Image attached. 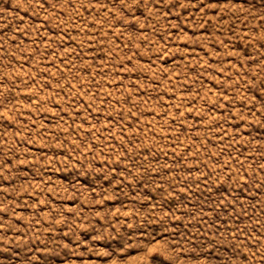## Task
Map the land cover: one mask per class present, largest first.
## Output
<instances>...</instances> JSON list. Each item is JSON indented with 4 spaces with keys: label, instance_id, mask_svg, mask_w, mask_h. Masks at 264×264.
<instances>
[{
    "label": "rangeland",
    "instance_id": "1",
    "mask_svg": "<svg viewBox=\"0 0 264 264\" xmlns=\"http://www.w3.org/2000/svg\"><path fill=\"white\" fill-rule=\"evenodd\" d=\"M0 264H264V0H0Z\"/></svg>",
    "mask_w": 264,
    "mask_h": 264
}]
</instances>
